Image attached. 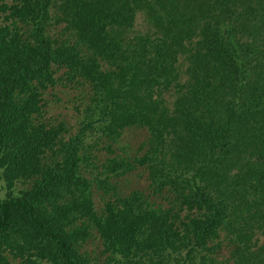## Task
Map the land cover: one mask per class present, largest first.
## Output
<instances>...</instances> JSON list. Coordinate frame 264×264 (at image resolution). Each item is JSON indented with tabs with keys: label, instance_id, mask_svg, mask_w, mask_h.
<instances>
[{
	"label": "trees",
	"instance_id": "obj_1",
	"mask_svg": "<svg viewBox=\"0 0 264 264\" xmlns=\"http://www.w3.org/2000/svg\"><path fill=\"white\" fill-rule=\"evenodd\" d=\"M0 184V264H264V0H0Z\"/></svg>",
	"mask_w": 264,
	"mask_h": 264
},
{
	"label": "rangeland",
	"instance_id": "obj_2",
	"mask_svg": "<svg viewBox=\"0 0 264 264\" xmlns=\"http://www.w3.org/2000/svg\"><path fill=\"white\" fill-rule=\"evenodd\" d=\"M142 17L139 16L137 19V22H141ZM184 67V66H183ZM68 96H66L67 98ZM69 103L62 102L59 105L55 106L53 110H50L49 114L58 115L59 113L63 112V114H68L69 119L71 122L76 121V117L73 115V111L69 110ZM78 120V119H77ZM76 124V123H75ZM146 129L137 125H134L130 128H128L126 131L120 132L118 136L115 138V141L108 140L106 137H103L101 139H97V143L95 144L96 148L99 149L98 152H96V157L98 158H92L89 160L90 162H96L99 163L103 158H105L107 155L117 156L118 152H122V149L119 148L117 140H120L123 145L127 148V151L131 154H139L141 155L144 153L148 145L144 144L143 141L146 138ZM111 143L113 145V148L110 150V148L107 147L108 143ZM91 149H89L90 151ZM88 151V152H89ZM128 154V152H127ZM125 176H127V180H124V177H120L118 183L123 186L126 190L129 192L132 191V189L139 188L141 190L145 191V188L148 186V181L146 180V177L143 173V170H133L130 173H127ZM24 186L23 183H19V187ZM5 189L0 184V196H4ZM96 205L99 208L101 205L100 199L96 196ZM164 204L168 205V201H163ZM90 242V243H89ZM101 240H94L90 239L88 240L89 244H85V246L88 249H92L94 247H99V243ZM100 248V247H99ZM231 247L228 246L227 243H225L222 248L219 250L221 257H227L230 253ZM176 261H173V264H176Z\"/></svg>",
	"mask_w": 264,
	"mask_h": 264
}]
</instances>
